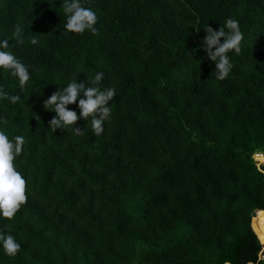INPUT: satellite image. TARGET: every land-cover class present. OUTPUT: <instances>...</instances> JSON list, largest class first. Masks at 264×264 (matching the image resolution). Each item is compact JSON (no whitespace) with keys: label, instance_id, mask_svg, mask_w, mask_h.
I'll use <instances>...</instances> for the list:
<instances>
[{"label":"trees","instance_id":"16d2710c","mask_svg":"<svg viewBox=\"0 0 264 264\" xmlns=\"http://www.w3.org/2000/svg\"><path fill=\"white\" fill-rule=\"evenodd\" d=\"M81 2L96 33L66 30V0H0L3 50L30 75L21 88L0 68L21 97L0 99V129L25 139L14 166L28 196L0 219L21 244L0 264H264V0ZM227 18L243 40L217 80L202 40ZM97 72L117 93L104 132L88 118L53 133L44 101Z\"/></svg>","mask_w":264,"mask_h":264},{"label":"clouds","instance_id":"9594fccd","mask_svg":"<svg viewBox=\"0 0 264 264\" xmlns=\"http://www.w3.org/2000/svg\"><path fill=\"white\" fill-rule=\"evenodd\" d=\"M64 13L65 28L68 32L96 33L97 13L84 6L81 0H66ZM204 31L206 35L202 43L208 57L214 62L216 79L224 80L233 68L228 53L239 54L241 50L243 33L239 21L227 18L224 26L218 30L206 26ZM14 37L22 44V29L17 27ZM30 43L35 45L38 41L33 37ZM7 47V40L0 41V68L8 69L12 75L18 77L19 86L23 88L30 79L28 68L11 51L3 50ZM103 77V72H97L89 83L74 78L44 101V106H50V110L55 113L48 124L53 133L57 129L71 128L75 134H81L83 129L76 122L88 118H91V130L95 136L104 132V124L112 114L109 102L117 93L114 87L100 86ZM0 99H8L11 103L21 101L19 95L9 96L3 89H0ZM72 104H75L76 108L68 107ZM24 143L23 136L18 135L10 139L6 132L0 129V219L12 220L28 199L25 178L14 166V160L21 155ZM261 226L264 228V220L261 221ZM0 251L10 258L15 257L21 251V244L11 232H0ZM261 259H264V255Z\"/></svg>","mask_w":264,"mask_h":264},{"label":"rangeland","instance_id":"374dc122","mask_svg":"<svg viewBox=\"0 0 264 264\" xmlns=\"http://www.w3.org/2000/svg\"><path fill=\"white\" fill-rule=\"evenodd\" d=\"M253 159H254V161H256L257 160V157H253ZM137 247H138V252H137V256H136V259H135V261H137V259H139V256H140V250H146L147 249V247H148V244H146V243H144V242H142V241H139V242H137ZM262 253H261V256H262V254H264V248H262Z\"/></svg>","mask_w":264,"mask_h":264},{"label":"built area","instance_id":"2783aa9c","mask_svg":"<svg viewBox=\"0 0 264 264\" xmlns=\"http://www.w3.org/2000/svg\"><path fill=\"white\" fill-rule=\"evenodd\" d=\"M257 157V160L255 161L257 166L261 165L262 163H264V154L262 152H255L253 154V157Z\"/></svg>","mask_w":264,"mask_h":264},{"label":"water","instance_id":"95a60500","mask_svg":"<svg viewBox=\"0 0 264 264\" xmlns=\"http://www.w3.org/2000/svg\"><path fill=\"white\" fill-rule=\"evenodd\" d=\"M262 255H264V254H262ZM260 257H261V255H260ZM263 260V262H264V259H262Z\"/></svg>","mask_w":264,"mask_h":264}]
</instances>
